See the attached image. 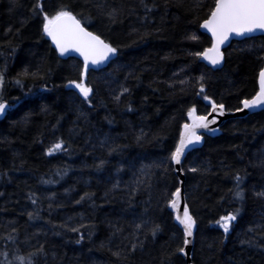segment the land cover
Returning a JSON list of instances; mask_svg holds the SVG:
<instances>
[{
	"label": "trees",
	"instance_id": "1",
	"mask_svg": "<svg viewBox=\"0 0 264 264\" xmlns=\"http://www.w3.org/2000/svg\"><path fill=\"white\" fill-rule=\"evenodd\" d=\"M41 3L49 14L69 6L118 51L87 73L89 106L65 87L81 79L83 63L59 57L42 33L40 10L33 11L37 0H0V72L13 105L0 119V253H7L0 264H186L177 251L183 231L167 205L180 188L169 157L187 110L210 111L203 95L228 111L255 95L264 36L233 41L224 66L213 70L191 53L212 44L200 25L214 0ZM24 69L30 75L20 77ZM57 139L67 151L47 155ZM182 169L197 224L193 264H264V197L257 195L264 192V110L227 120ZM237 209L225 233L217 221ZM155 225L161 230L152 236Z\"/></svg>",
	"mask_w": 264,
	"mask_h": 264
},
{
	"label": "snow or ice",
	"instance_id": "2",
	"mask_svg": "<svg viewBox=\"0 0 264 264\" xmlns=\"http://www.w3.org/2000/svg\"><path fill=\"white\" fill-rule=\"evenodd\" d=\"M36 9L40 10L43 17V35L51 39L60 56H66L75 52L83 58L81 79L79 81L70 80L65 87L76 90L79 96L83 98V101L91 106L92 101L89 97L93 95V87L85 83L89 66L101 65L105 61H108L111 56L117 54V47H113L111 43L106 42L100 35L95 34L93 31H89L88 28L82 24L81 19H78L77 15H74L73 11L67 5L61 4L49 14L44 11L41 0H37V4L34 6L33 11L35 12ZM79 15L83 17V13ZM108 15L114 21L116 18V10L113 9ZM200 27L211 33L213 43L210 48L202 52H193L191 55L206 60L214 66L219 65L224 59V54L220 50L221 45H223L230 36H245L255 33L258 30L264 31V0H214L207 18L203 20ZM192 39L196 40L197 37L193 35ZM19 75L20 77H27L30 73L27 69H24ZM31 75L35 76L37 74L31 73ZM198 80L203 82L205 77L201 75ZM258 82V92L251 99H243L241 101L242 107L235 111L241 112L245 109L255 110L257 108L264 109V69H261L258 74ZM16 83L22 84V80L17 79ZM4 84V74L0 72V116H5L7 110L13 107V105H10L4 98ZM128 91L127 88L123 89V92ZM123 92L121 94H123ZM204 92V84L200 83L198 95ZM115 99L119 101L120 97L117 96ZM203 99L210 102L211 112L204 115L197 114V108L195 106L187 110L188 121L183 123L179 140L169 157L170 161L176 165L181 164L182 158L185 157L186 150L190 152L203 140V136L199 133L200 129H206L209 132L217 131V129L210 127V125L217 123L216 118L213 117L209 119V116H211L212 113H217L219 116L225 115L226 109L223 103L218 104L207 95H203ZM60 151H67L63 139H57V141L48 148L47 155L51 156ZM191 170L197 171L195 168ZM235 179L239 182L242 180V177L237 175ZM45 183H51V181H45ZM234 195L237 199L242 200L244 198V193L240 190L236 191ZM257 195L264 197V192L257 193ZM181 202V190L177 188L171 194L170 199L167 201V205L175 211V220L182 226L184 236L183 246L179 247L177 251L187 255L185 248L192 243L189 238L194 235L196 220L191 215L186 203L183 205L181 213ZM33 203H36V201L33 200ZM77 203H79V201H77ZM239 212L240 210L237 209L234 212L220 217L217 221L225 233L232 227V222L237 220ZM136 227L139 229L142 225H137ZM70 230L79 231L77 228H71ZM160 230L159 225L153 226L150 229L151 235L155 236ZM82 238L83 237H81V239ZM79 242L78 240L77 243ZM135 248L136 246L133 245L132 250L135 251ZM37 252H43V247L38 249ZM0 255L5 256V258L7 257V253H0ZM116 255H119V253H116ZM17 259L22 262L24 260L23 257H17ZM7 264H11V261H7ZM29 264H32V262L29 261Z\"/></svg>",
	"mask_w": 264,
	"mask_h": 264
},
{
	"label": "water",
	"instance_id": "3",
	"mask_svg": "<svg viewBox=\"0 0 264 264\" xmlns=\"http://www.w3.org/2000/svg\"><path fill=\"white\" fill-rule=\"evenodd\" d=\"M89 30V29H88ZM200 30L201 32L207 34L211 40H212V43H213V39L211 37V33L208 32L207 30L203 29L200 27ZM90 31V30H89ZM256 36H264V31H256L255 33H251V34H247L245 36H236V35H232L229 37V39L223 44L221 45V52H223L224 54V50L228 48V46L233 42V41H240V40H243V39H246V38H252V37H256ZM48 38V37H47ZM48 40L51 42L53 48L55 49V45L52 43L51 39L48 38ZM212 46V44H211ZM210 46V47H211ZM208 47V48H210ZM56 50V49H55ZM56 52L58 53L59 57H61L62 59H68V58H76V59H79L83 62V58L78 54V53H75V52H72L70 53L69 55H66V56H60L59 52L56 50ZM112 60V56L109 58L108 61H105L103 64L101 65H90L89 66V70L88 71H91V70H100L104 67H106L110 61ZM201 62H203L204 64H206L207 66H209L210 68H212L213 70H217V69H221L223 66H224V63H225V54H224V59L223 61L219 64V65H212L210 64L208 61L206 60H203V59H200ZM262 69H264V62H263V67ZM257 82H258V79H257ZM258 90H259V82H258ZM257 90V92H258ZM256 92V93H257ZM255 93V94H256ZM252 98V97H251ZM250 98V99H251ZM208 103H210L208 101ZM242 107V105H241ZM264 109H261V108H257L255 110H248V109H245L244 111H241V112H237V111H234V112H227V110L225 111V115L223 116H219L217 113H212L211 116H209V119H212L213 117L216 118L217 120V123L216 124H213V125H210L211 128H214V129H217V131L215 132H209L208 130L206 129H200L199 130V133L203 136V140L195 146L194 149H198V148H201L205 142V136H208V137H217L221 134V127L226 123L227 120L229 119H232V118H244V117H247L249 114H252V113H256V112H259V111H262ZM211 112V109L210 111ZM208 112V113H209ZM3 116H0V118H2ZM192 149V150H194ZM191 150V151H192ZM190 151V152H191ZM189 153V151L186 150V153H185V156ZM185 157L182 158V161ZM179 166L180 165H176L175 164V167L177 169V172L180 176V190H181V194H182V202H181V205H180V209H181V213H182V210H183V205L186 203L187 204V201H186V196H185V192H184V177L182 175V173L180 172V169H179ZM188 205V204H187ZM171 209V208H170ZM188 209H189V206H188ZM171 211L174 213V215H176L175 211L173 209H171ZM190 211V210H189ZM176 221V220H175ZM176 223L178 224V226L181 228L182 230V226L179 225L178 221H176ZM196 229H197V224H196V227L194 229V235L193 237L189 238L191 239L192 243H190L189 245L186 246L185 248V252L187 253V255H184L183 253V256L185 258V261H186V264H193V244H194V236H195V232H196Z\"/></svg>",
	"mask_w": 264,
	"mask_h": 264
},
{
	"label": "bare ground",
	"instance_id": "4",
	"mask_svg": "<svg viewBox=\"0 0 264 264\" xmlns=\"http://www.w3.org/2000/svg\"><path fill=\"white\" fill-rule=\"evenodd\" d=\"M51 45H52V44H51ZM52 47H53V46H52ZM55 51H56V50H55ZM60 58H61V57H60ZM227 112H234V111H228V110H227ZM244 118H245V117H244ZM187 155H188V154H187ZM187 155H186V156H187ZM186 156H185V158H186ZM185 158H184V159H185ZM184 159H183V161H184ZM183 161L181 162V164H180V166H179V169H180V172L182 173V175H183V177H184V179H185V173H184V171H183V169H182ZM174 166H175V164H174ZM175 170H176V174L179 175L178 172H177L176 167H175ZM186 201H187V200H186ZM174 216H175V215H174ZM193 247H194V244H193Z\"/></svg>",
	"mask_w": 264,
	"mask_h": 264
}]
</instances>
